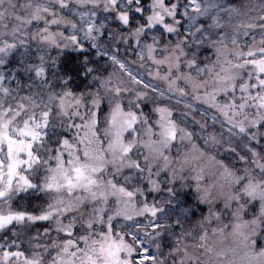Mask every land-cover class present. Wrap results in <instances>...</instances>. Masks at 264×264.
Listing matches in <instances>:
<instances>
[{
    "label": "snow or ice",
    "instance_id": "1",
    "mask_svg": "<svg viewBox=\"0 0 264 264\" xmlns=\"http://www.w3.org/2000/svg\"><path fill=\"white\" fill-rule=\"evenodd\" d=\"M0 264H264V0H0Z\"/></svg>",
    "mask_w": 264,
    "mask_h": 264
},
{
    "label": "trees",
    "instance_id": "2",
    "mask_svg": "<svg viewBox=\"0 0 264 264\" xmlns=\"http://www.w3.org/2000/svg\"><path fill=\"white\" fill-rule=\"evenodd\" d=\"M188 199L190 200L191 197H188ZM23 203H24V206H25V207H29V210H34L33 208H31V207L29 206L28 201H24ZM38 203H39V201H36V200L33 199L32 204H38Z\"/></svg>",
    "mask_w": 264,
    "mask_h": 264
}]
</instances>
